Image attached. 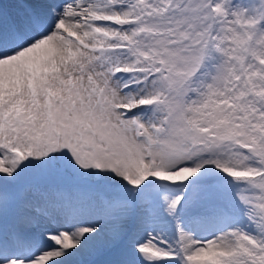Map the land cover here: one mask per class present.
Segmentation results:
<instances>
[{
	"label": "snow or ice",
	"instance_id": "6c2138e0",
	"mask_svg": "<svg viewBox=\"0 0 264 264\" xmlns=\"http://www.w3.org/2000/svg\"><path fill=\"white\" fill-rule=\"evenodd\" d=\"M0 264H264V0H0Z\"/></svg>",
	"mask_w": 264,
	"mask_h": 264
}]
</instances>
